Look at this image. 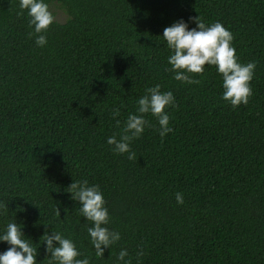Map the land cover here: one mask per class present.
<instances>
[{
	"label": "trees",
	"instance_id": "obj_1",
	"mask_svg": "<svg viewBox=\"0 0 264 264\" xmlns=\"http://www.w3.org/2000/svg\"><path fill=\"white\" fill-rule=\"evenodd\" d=\"M45 2L68 18L54 19L38 47L19 0H0V229L17 223L37 264H48L51 230L90 264H119L121 249L131 264H264V0ZM190 17L220 22L238 61L256 62L247 104L221 98L215 66L189 73L199 80L191 85L165 70L163 29ZM157 84L175 98L165 109L172 131L161 138L145 114L134 158L113 152L107 138L119 140L137 99ZM83 180L99 186L107 227L120 233L102 257L68 193ZM7 247L0 242V252Z\"/></svg>",
	"mask_w": 264,
	"mask_h": 264
},
{
	"label": "clouds",
	"instance_id": "obj_2",
	"mask_svg": "<svg viewBox=\"0 0 264 264\" xmlns=\"http://www.w3.org/2000/svg\"><path fill=\"white\" fill-rule=\"evenodd\" d=\"M21 10L18 15L25 14L28 24L35 33V44L44 47L47 44L44 33L54 21V16L49 11V5L45 0H19ZM189 22L195 23V27H189ZM31 35V34H30ZM166 42L170 54L167 64L172 78L182 84H198L189 73L202 74L204 66H215L216 72L222 77L221 98L232 107L247 104L252 95L250 82L254 76L256 62L240 63L236 50L232 46L233 36L220 22L206 24L198 17H190L186 22L182 18L163 29L162 36ZM160 85L145 89V95L137 99L136 114L129 113L119 140L116 136H109L106 143L113 146L112 151L117 154L128 153V159L134 158L130 150V142L137 139L144 132L146 126H150L145 119V114H151L159 125L158 133L161 138L172 131L169 125L170 116L165 111L168 107H175V98L172 91H160ZM119 115V109L114 108L112 116L115 119ZM120 123L119 120L116 121ZM68 193L71 199L80 205L79 212L85 222L91 226L86 228L89 242L95 250L96 257H102L104 250L120 239V233L110 230L108 209L105 206L104 196L98 185H89L87 180L73 181ZM175 199L178 205L183 204V196L177 192ZM0 242L8 245L5 251L0 252V264H37V249L29 243L14 221L8 222L0 229ZM41 245V244H40ZM44 251L48 258V264H90L87 256L76 248L75 243L65 237L59 231L43 234ZM128 255L125 249H121L116 260L119 264H131L126 260ZM138 255H142L138 253Z\"/></svg>",
	"mask_w": 264,
	"mask_h": 264
},
{
	"label": "rangeland",
	"instance_id": "obj_3",
	"mask_svg": "<svg viewBox=\"0 0 264 264\" xmlns=\"http://www.w3.org/2000/svg\"><path fill=\"white\" fill-rule=\"evenodd\" d=\"M50 11L52 12L54 16V19L58 22H61V23L65 22L68 18L67 13L58 3L51 4Z\"/></svg>",
	"mask_w": 264,
	"mask_h": 264
}]
</instances>
